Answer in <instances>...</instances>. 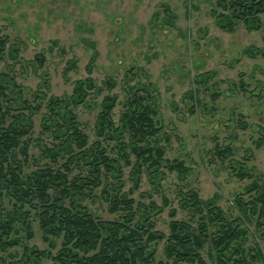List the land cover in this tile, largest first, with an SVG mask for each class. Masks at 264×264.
Instances as JSON below:
<instances>
[{"label": "rangeland", "instance_id": "rangeland-1", "mask_svg": "<svg viewBox=\"0 0 264 264\" xmlns=\"http://www.w3.org/2000/svg\"><path fill=\"white\" fill-rule=\"evenodd\" d=\"M216 1L0 0V35L8 37V44L19 45L17 58L4 55L0 59V73L15 80L23 98L31 101L36 90L45 94L44 99L68 97L76 81L84 78H91L101 88L100 93L91 92L73 107L88 143L96 139L95 121L104 96H116L111 118L119 124L129 88L144 85L152 91L154 118L161 127L156 141L164 148L165 158L182 160L189 173L185 180L165 172L162 178L150 181L142 169L134 189L131 165L123 166L120 189L127 192L132 188L128 197L134 198V206L153 201L161 208L154 219L156 229L164 234H168L171 208L176 211L173 218L189 217L178 206L180 191L192 188L202 198L214 196L227 211L251 181L237 178L232 169L245 161L250 172L264 174V57L244 52L249 46L264 47V32L248 31L242 24L232 32L221 30L211 14L217 9ZM36 54H42L41 64L35 60ZM207 72L210 76L204 83L193 82ZM108 80L113 82L111 88ZM193 89L196 101L186 97ZM44 111L43 107L32 116L24 173L48 162L36 145L37 140H51L41 132ZM260 138L263 143L256 147L254 142ZM216 145L229 146L231 155L220 159ZM130 159L134 161L133 156ZM61 162L58 159L57 164ZM113 181L108 175L103 183L107 187ZM163 199L167 200L165 206ZM2 204L8 208L5 200ZM83 204L101 219L122 214L108 211L101 186ZM31 224L33 236L23 238V243L47 249L37 221ZM164 241L155 244L156 260H165ZM58 248L59 244L51 253ZM21 255V245L8 248L0 252V264H11ZM42 262L50 263L47 259Z\"/></svg>", "mask_w": 264, "mask_h": 264}, {"label": "trees", "instance_id": "trees-1", "mask_svg": "<svg viewBox=\"0 0 264 264\" xmlns=\"http://www.w3.org/2000/svg\"><path fill=\"white\" fill-rule=\"evenodd\" d=\"M216 7L211 14L221 30L232 32L242 24L248 31L264 32V0H217ZM18 51V43L8 44V37L0 35V59L4 55L15 59ZM244 52L264 57V47L249 46ZM35 60L41 64L42 54H36ZM204 76L193 82L204 83L209 72ZM106 83L109 88L113 85L110 80ZM241 87L246 91L243 84ZM129 89L119 124L111 118L116 96L103 97L95 121L96 139L88 143L73 107L91 92H101L91 78L77 80L68 97L44 99L45 94L36 90L29 101L12 77L0 73V252L22 246L21 257L11 264H44L43 259L49 264H263L264 174L250 172L245 161L232 169L233 175L251 181L227 211L214 196L202 198L192 188L180 191L178 206L189 217L175 219V208H171L168 234H164L156 229L154 219L160 207L153 201L134 206V198L128 194L138 188L142 169L154 181L165 172L185 180L189 168L182 160L165 158L164 148L156 141L161 127L154 118L152 91L144 85ZM195 90H188L186 97L196 101ZM43 107L41 132L51 140H37L36 145L48 162L24 173L32 116ZM254 143L260 147L263 138ZM214 149L222 160L231 155L229 146ZM58 159L63 162L57 164ZM128 165L133 186L126 192L120 188L122 167ZM108 175L114 181L106 187L103 180ZM100 186L108 211L122 212L118 218L101 219L83 204ZM4 200L8 208L2 204ZM163 205H167L166 199ZM33 220L47 249L23 243V238L33 236ZM162 239L165 260H156L155 244ZM57 241L59 248L52 254Z\"/></svg>", "mask_w": 264, "mask_h": 264}]
</instances>
